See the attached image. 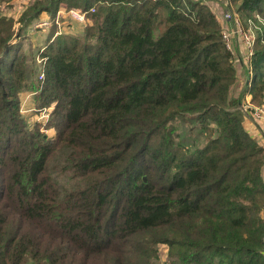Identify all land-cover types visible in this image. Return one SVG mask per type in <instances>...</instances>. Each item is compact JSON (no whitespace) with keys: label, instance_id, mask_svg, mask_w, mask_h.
I'll return each instance as SVG.
<instances>
[{"label":"trees","instance_id":"trees-1","mask_svg":"<svg viewBox=\"0 0 264 264\" xmlns=\"http://www.w3.org/2000/svg\"><path fill=\"white\" fill-rule=\"evenodd\" d=\"M233 2L264 17V0ZM61 3L94 11L80 36L52 38V24L41 79L0 12V264H161L160 244L163 264H264V147L239 109L247 93L264 104V27L235 93L203 2L32 0L18 22L54 19ZM26 91L52 105V136L20 113ZM180 120L202 143L179 141Z\"/></svg>","mask_w":264,"mask_h":264},{"label":"rangeland","instance_id":"rangeland-1","mask_svg":"<svg viewBox=\"0 0 264 264\" xmlns=\"http://www.w3.org/2000/svg\"><path fill=\"white\" fill-rule=\"evenodd\" d=\"M32 0H11L10 2H0V12L9 16H12L14 19H16V26L23 27V29L20 32V36L18 38V41L20 45H22V50L25 53H30L34 57V64H36L39 68V72H37V78L41 79L40 77L43 68H42V59L38 57L39 50L42 49V47L45 46L46 40L48 38V33L45 28L41 26H36L37 20H42V19H47L50 20L51 23L56 25V30H61L57 34L59 35L60 33L62 34H72L76 35L70 31L77 32V29L74 26H79L81 27L83 31V27L85 23H79L78 21H75L74 19H71L68 14L67 10L70 8V6L65 5L61 3L58 7V10L56 11V15L54 19H51L49 15L45 12L40 13L36 18L33 20L27 22V24H22L21 22H18L19 17L21 15V12L23 9L29 4V2ZM203 2L205 5H207L216 15V17L220 20L221 29H230V22L225 20L223 18V14L226 10V7L224 3L221 2V0H199ZM232 5L235 9V5L233 0H231ZM73 7V6H71ZM45 13V14H44ZM238 13V12H237ZM44 15V16H41ZM240 16V14L238 13ZM255 18H246L243 19L241 18V21L243 22V28L245 30L249 29L253 34L254 37L256 36V30L262 29L264 27V17L258 13L254 14ZM255 19V20H254ZM257 20V21H256ZM22 26H21V25ZM71 25V28H69L65 32V30L61 29V26H69ZM53 25H51L52 27ZM50 27V28H51ZM18 28V27H17ZM49 29V28H48ZM81 31V32H82ZM54 33L52 38L57 35ZM80 36V35H77ZM237 36V43H233V39H231V49H232V55L235 57L234 63L236 67V74H237V80L236 83L234 84V92L237 93L239 89H242L244 86H246L247 82V75H248V65L246 63V54H245V44L241 38L240 35ZM248 61V59H247ZM242 63V67L237 65L238 63ZM32 63V61H31ZM39 73V74H38ZM246 78V79H245ZM245 96H249L247 99H245ZM244 97L242 98V101L239 104V109L242 112L243 116H250L249 113H247L244 108H242V105L249 103V104H257L255 102L251 101V95L250 94H245ZM258 105V104H257ZM52 108L51 106H46V107H37L34 104L33 100V92L32 91H26L20 95V104H19V111L24 117V119L29 123V124H36L38 123L40 125V130L43 131L48 136H52L55 133V128L50 127L47 125V119L49 118V112L50 109ZM179 133V141L181 140L186 143V144H200L203 141V135L198 132V127L194 126L191 128L187 123H181L180 120V125L177 129ZM62 172V168L59 166V170L57 169L54 174L58 172ZM67 175H61L58 173V184L63 187H70V179L66 177ZM262 215H264V210L262 211ZM158 260L161 264L164 263V260L166 259L167 256V246L164 244H160L158 246Z\"/></svg>","mask_w":264,"mask_h":264},{"label":"built area","instance_id":"built-area-1","mask_svg":"<svg viewBox=\"0 0 264 264\" xmlns=\"http://www.w3.org/2000/svg\"><path fill=\"white\" fill-rule=\"evenodd\" d=\"M224 3L226 10L223 14V18L230 22V29H222L221 37L225 43V46L232 52L231 49V39L237 38L236 35H240L244 44H245V54H246V63L248 65V77L246 79L247 84L250 83L252 79V70H251V57L253 53V44L255 41L254 34L249 30L243 28V22L241 21L240 16L238 15L236 9H234L231 0H221ZM88 11H94V6L90 7ZM86 10H82L78 7H70L67 10V14L70 18L78 21L79 23H85L86 21ZM36 26H41L48 30L51 27L52 23L50 20L42 19L37 20ZM248 59V61H247ZM43 76V71L40 77ZM242 108L249 113L250 117L261 124L264 127V104H249L246 103L242 105Z\"/></svg>","mask_w":264,"mask_h":264},{"label":"crops","instance_id":"crops-1","mask_svg":"<svg viewBox=\"0 0 264 264\" xmlns=\"http://www.w3.org/2000/svg\"><path fill=\"white\" fill-rule=\"evenodd\" d=\"M41 16H44V15H41ZM74 27L77 29V32H74V31H70V32H72V33H74L76 35H81L82 34V32H81L82 29H81L80 25L79 26H74ZM69 28H71V25H69V26H61V29L65 30V32H69V31H67ZM48 30H47V33H48ZM59 31H61V30L58 29V30L55 31V33L57 34ZM237 42H238L237 39L234 38L233 39V43L236 44ZM233 58L235 59V57H233ZM237 65L242 67V63L241 62L238 63ZM247 77H248V75H247ZM248 97L249 96H245L244 98L247 99ZM243 125L246 128V130L259 142V144L264 147V127L261 124L257 123L256 121H254L250 116H243ZM262 175H263V179H264V165L262 167ZM263 210H264V208L262 209V211Z\"/></svg>","mask_w":264,"mask_h":264}]
</instances>
